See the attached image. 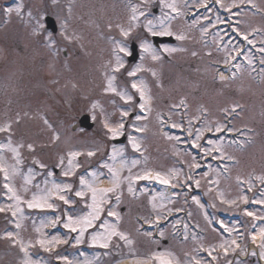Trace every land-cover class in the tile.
<instances>
[{
	"label": "rangeland",
	"instance_id": "obj_1",
	"mask_svg": "<svg viewBox=\"0 0 264 264\" xmlns=\"http://www.w3.org/2000/svg\"><path fill=\"white\" fill-rule=\"evenodd\" d=\"M5 1L0 0V127L10 125V129L0 132L4 146L0 156L8 168L7 180L0 172V208L5 209L0 212V264H95L93 259L101 256L108 259L102 264H110L120 258L115 256L133 253L146 254L134 255L140 262L157 253H171L174 264H187L180 247L198 240L175 232L185 210L200 230L196 237L208 241L211 250L218 245L223 252L231 251L239 244L233 239L238 231L243 241H249L250 229L244 231L239 218L252 213L253 219H264V0H220L215 5L211 0H165L175 3L178 12L160 0L147 4L142 0ZM18 5L22 6L19 15ZM133 6L146 15L132 21ZM233 6L237 10L225 19ZM9 8L12 11L6 14ZM195 9L199 14L194 19L185 16ZM46 14L54 17L57 30L52 33L45 27L37 35V21L44 24ZM230 17L235 25L227 29ZM148 20L157 35H166L161 33L167 30L175 42L155 47ZM121 28L129 35H122ZM180 35L185 38L177 39ZM48 36L54 41L51 46ZM132 40L140 51L135 62L126 59ZM249 41L257 43L255 51L246 44ZM117 44L126 51L120 52ZM117 58L124 66L113 72ZM233 59L239 68L235 65L229 78L215 75V63L229 66ZM132 71L135 75L129 76ZM112 76L116 92L106 91ZM133 83L144 89L143 100ZM121 93L132 99L122 98ZM86 112L94 123L91 129L77 124ZM105 123L124 127L113 136ZM122 135H126L122 143L113 141ZM133 142L139 147L134 148ZM72 152L80 155L72 158ZM66 171L71 174L64 175ZM112 172L119 187L108 193L98 218L92 219L87 185L113 187L114 183L107 187L113 182ZM146 173L152 178L136 179ZM156 173L169 183L156 179ZM5 184L20 201L10 198ZM256 186L263 195L250 199L260 204L252 208L245 190L253 192ZM193 189L201 193V203ZM77 191L84 196H77ZM34 196L41 203L47 197L52 207H28ZM109 211L119 219L109 216ZM135 216L145 223L165 219L168 229L163 227L159 238L169 236L173 246L150 238V231L139 229ZM69 217L80 222L88 218L91 225L81 234L82 223L73 224L76 231L65 227ZM216 222L222 223L227 236L219 233ZM112 226L127 240L110 236ZM262 232L261 220L253 237ZM69 238H74L71 246L66 245ZM104 243L108 246L102 247ZM75 246L79 253L72 251ZM216 256L220 263L225 258ZM235 264L242 262L237 259Z\"/></svg>",
	"mask_w": 264,
	"mask_h": 264
},
{
	"label": "snow or ice",
	"instance_id": "obj_2",
	"mask_svg": "<svg viewBox=\"0 0 264 264\" xmlns=\"http://www.w3.org/2000/svg\"><path fill=\"white\" fill-rule=\"evenodd\" d=\"M56 0H53V3H55ZM142 2L144 4H147L148 0H142ZM217 3L220 2V0H216ZM160 3L161 5H163L164 7H168L170 9H172L173 12H178V9L176 8V5L175 3H165V0H160ZM12 11V9H7L6 10V14L7 13H10ZM16 13L19 15L22 11V6L18 5L17 8H16ZM132 16H131V20L132 21H137L139 19L140 16H145L146 13L144 11H139L138 13V7L137 6H133L132 7ZM138 13V15H137ZM29 16H31V12L28 13ZM161 24H163V21L161 20L160 21ZM119 27V25H118ZM146 27L148 28L149 31H152L153 34H156L154 31H153V23L151 20H148L147 22V25ZM45 28V25L39 21H37V28L34 29V32L39 35L40 34V30L44 29ZM62 28H63V25H62ZM121 30V34L124 35V36H128L129 35V31L128 30H125L123 28L120 29ZM161 34H166V35H171L170 32H168L167 30H165L163 33ZM61 35H64V32L62 31L61 32ZM185 37L180 35V36H177V39H184ZM245 39H247V36L244 37ZM65 39H71V37H68L65 35ZM47 41L49 43V45L51 46L52 44H54V41L52 40L51 36H48L47 38ZM249 43H251V41H249ZM117 48L120 52H125L126 49L122 46H120L119 44H117ZM145 51H147V47L145 46ZM261 51H264V48L261 49ZM195 55V53H193ZM153 59H157L156 56H153ZM261 63H264V60L261 61ZM123 63L119 60V58H117V63H116V66L113 68V72H119L120 69L123 67ZM237 68H239V65H236ZM138 70V69H137ZM129 76H133L135 75V71H132V72H129L128 73ZM153 75H155V73H153ZM115 79V76H112L109 78V81H108V87L106 89V91H111V92H116V88L113 87L112 85V81ZM221 79L223 80L224 77L221 76ZM132 88L136 89L137 91L140 92V96H141V99L143 100L145 98V91L143 88H141L140 86H138L136 83H133L132 84ZM122 95V98H126L127 100H131L132 97L131 96H126L125 94H120ZM181 104H184V101L181 100L180 101ZM93 107L95 108L96 105L94 104ZM141 109L143 110L144 108V104L142 103L140 105ZM232 111H235V107H233ZM124 116H127L128 113L127 112H124L123 113ZM137 119H140V117H137ZM45 123H47V121H45ZM105 127L108 128L109 132L112 133L113 136H116V135H119V129H122L124 127L123 123H121L117 128H111L108 126L107 123H105ZM10 129V125L8 126H5V127H0V132H5V131H8ZM138 131H140V129H137ZM57 139L59 137H56ZM4 146L3 145H0V148H3ZM10 147V145H9ZM133 147L134 148H138L139 146L133 142ZM28 148L31 150L32 149V145L29 144L28 145ZM10 150L15 153L16 157H19V152L16 148H11L10 147ZM70 157L72 158H75L76 156L80 155V153H76V152H72V153H69ZM89 156H92L94 155L93 152H89L88 153ZM61 162H63V160H61ZM16 163L19 164L20 161L19 159L16 160ZM72 163V160H69V164ZM41 167H44V165H41ZM78 167V165H77ZM13 171H15V168H13ZM110 171H112L110 169ZM0 172H3L5 174V179L7 180L8 179V168L5 166V162H4V159L2 156H0ZM71 172L70 171H66L64 173V175L68 176L70 175ZM95 175V174H93ZM112 175H113V183H114V186L111 187V188H102V189H97V188H94L91 184H88L87 187H88V190L91 192L92 194V201H93V212L90 213V216L92 217V219H96L98 218L99 216V213L100 211H102V208L100 207V205L102 203H106L107 202V195L108 193H112V192H115L116 189L119 187V181H118V178H117V174L115 172H112ZM152 178L151 176V173H146L144 176H137L136 179H150ZM156 179L160 180L162 183H169V180L165 177H162L159 173H156V176H155ZM80 183L81 185H85V180L83 178H81L80 180ZM66 188L67 187H70V185H66L65 186ZM5 188H8V191L12 193V197L10 198H14L15 200L17 201H20V197L18 195H16V193L14 192V190L9 187L8 184H5ZM57 190L60 191L61 189L59 188V186H57ZM128 191L129 192H132L133 189L131 187V185H129V188H128ZM84 192L83 191H77L76 192V195L77 196H84ZM98 194H99V201H98ZM59 199L60 200H63L64 203H69V201L63 196V195H60L59 196ZM120 197L119 195L116 196V200L119 201ZM42 206H47V207H52L51 204H48L47 203V197H44L43 198V203H41L37 197H33V200L32 201H29L28 202V207H42ZM5 209L4 208H0V212H3ZM249 215H252V213H248ZM13 215H15V212L13 213ZM108 215L109 216H116L117 219H119V216L117 213L113 212V211H109L108 212ZM76 223H82V227H81V234H83V230H84V227H87V226H90L91 225V220L88 219V218H85L82 222L80 221H73L71 217H69V222L65 225V227H71L73 231H76V228L73 227V224H76ZM17 227H19V225H17ZM262 234H264V232H262ZM9 238L12 236V233H7L6 234ZM112 235H118L120 239L122 240H127V237L125 234L123 233H119L116 231L115 227L112 226L111 227V230H110V236ZM161 235H163V233H161ZM109 236V238H110ZM94 240L96 239V237L93 238ZM79 242V241H78ZM128 243H131L130 240L127 241ZM15 243H19V241H16ZM38 243L41 244V246H43L45 244V241H38ZM233 243H235V241H233ZM108 244L107 243H104L102 245V247H107ZM21 251H24V247L23 245H21ZM155 259H157L160 264H174V258L172 257V254L171 253H157L154 257ZM26 264H29V262H26ZM175 264H178V262H175ZM197 264H199V261H197Z\"/></svg>",
	"mask_w": 264,
	"mask_h": 264
},
{
	"label": "flooded vegetation",
	"instance_id": "obj_3",
	"mask_svg": "<svg viewBox=\"0 0 264 264\" xmlns=\"http://www.w3.org/2000/svg\"><path fill=\"white\" fill-rule=\"evenodd\" d=\"M198 241L194 243L190 247H180L183 251L181 254H183V258L187 260V264H197V261H199V264H213L212 258H211V247L209 246L208 241H204V239L196 238ZM161 242L164 245H172L173 244L169 241L168 238H162ZM175 245V244H174ZM159 247H162L161 245H158ZM176 246V245H175ZM240 245H234L231 249V251H225L222 252V256L224 255L225 258L223 260H218L217 262L219 264H235L234 260H228L229 256H233L234 253H238ZM106 259H104L102 256L99 259H93V262L95 264H102ZM151 264H159L155 258H152ZM215 263V264H218Z\"/></svg>",
	"mask_w": 264,
	"mask_h": 264
},
{
	"label": "water",
	"instance_id": "obj_4",
	"mask_svg": "<svg viewBox=\"0 0 264 264\" xmlns=\"http://www.w3.org/2000/svg\"><path fill=\"white\" fill-rule=\"evenodd\" d=\"M45 20V24L46 27L50 28L53 32L56 30V24H55V20L52 16L50 15H46L44 17ZM152 40L155 44H159L161 42H165V41H169L172 42L173 38L171 36H159V35H153L152 36ZM131 55L128 57L129 60H135L137 58V45L135 42L131 43ZM78 122L81 126L85 127V128H90L92 126V122L89 120V115L88 114H82L79 119ZM124 140V136L117 139V141H123Z\"/></svg>",
	"mask_w": 264,
	"mask_h": 264
},
{
	"label": "bare ground",
	"instance_id": "obj_5",
	"mask_svg": "<svg viewBox=\"0 0 264 264\" xmlns=\"http://www.w3.org/2000/svg\"><path fill=\"white\" fill-rule=\"evenodd\" d=\"M254 239L258 240L259 235L254 234ZM110 264H149L148 262H140L139 258L137 256H129V257H122L119 258Z\"/></svg>",
	"mask_w": 264,
	"mask_h": 264
}]
</instances>
